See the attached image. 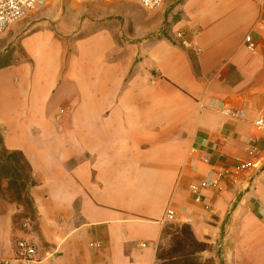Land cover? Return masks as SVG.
I'll use <instances>...</instances> for the list:
<instances>
[{
	"label": "crops",
	"instance_id": "obj_1",
	"mask_svg": "<svg viewBox=\"0 0 264 264\" xmlns=\"http://www.w3.org/2000/svg\"><path fill=\"white\" fill-rule=\"evenodd\" d=\"M87 2L49 0L19 26L22 58L0 68L3 144L24 154L37 181L28 228L0 199V257L156 264L172 206L173 223L213 246L205 257L264 264V138L255 126L264 117V0H165L153 10ZM52 24L74 37H56ZM225 108H245V118ZM246 161L257 165L232 170ZM225 169L197 202L191 186ZM19 239L36 245V262L17 258Z\"/></svg>",
	"mask_w": 264,
	"mask_h": 264
},
{
	"label": "trees",
	"instance_id": "obj_2",
	"mask_svg": "<svg viewBox=\"0 0 264 264\" xmlns=\"http://www.w3.org/2000/svg\"><path fill=\"white\" fill-rule=\"evenodd\" d=\"M1 57V56H0ZM13 61L6 60L0 68L10 65ZM6 183V185H5ZM37 184L32 167L20 151H10L4 147L0 129V199L17 204L21 215H14V225L19 226V218L34 221L37 218L34 200L30 190ZM19 215V218H18ZM170 236L169 246L163 244L166 236ZM209 244L200 241L189 224L174 226L166 224L163 237L157 248L156 264H206L200 257L207 251ZM210 264H217L214 260Z\"/></svg>",
	"mask_w": 264,
	"mask_h": 264
},
{
	"label": "built area",
	"instance_id": "obj_3",
	"mask_svg": "<svg viewBox=\"0 0 264 264\" xmlns=\"http://www.w3.org/2000/svg\"><path fill=\"white\" fill-rule=\"evenodd\" d=\"M49 0H0V38H2L10 27L25 16L29 15L35 10L47 5ZM78 3H84L90 0H75ZM138 2L143 8L153 10L161 7L165 0H134ZM177 39L184 46H191V42L186 38V34L184 31H178L176 33ZM247 47L254 51L257 47L256 42L253 40L252 36L248 35L245 38ZM224 113L230 115L235 118H245L246 109H231L225 108ZM255 126L261 136L264 138V117H259L255 121ZM257 142V138H249V151L253 154H257L259 152L255 143ZM257 164L252 162H239L232 169L235 172H241L247 170L251 167H255ZM229 173L228 169L223 170L220 173H210V175L202 181L199 185H192L191 190L196 195L195 200L197 202L201 201V191L204 188L209 187H218L220 185V181L224 176ZM177 220V212L172 206H168L166 208L163 221L166 224L173 223ZM187 221H191L187 219ZM24 228H28L29 221H25L23 223ZM37 247L34 243H31L27 239H19L17 242V258L27 262L33 263L37 261ZM0 264H8V261L0 257Z\"/></svg>",
	"mask_w": 264,
	"mask_h": 264
},
{
	"label": "rangeland",
	"instance_id": "obj_4",
	"mask_svg": "<svg viewBox=\"0 0 264 264\" xmlns=\"http://www.w3.org/2000/svg\"><path fill=\"white\" fill-rule=\"evenodd\" d=\"M66 1L67 3H70V2H76L75 0H64ZM78 3V2H77ZM85 3H88V2H84V3H79V4H85ZM122 4H127V5H130V6H134L135 3H133V1H121ZM138 3V2H137ZM54 8H57V6H54ZM65 8V7H63ZM59 11L58 13H64L66 12V10H61V6H59ZM35 11H33L32 13H30L29 15L25 16L24 18H21L20 20H18L17 22H15L11 27L10 29L7 31V33L2 37L0 38V46H2V48L0 49V53H1V57H0V64L6 62V60H12V61H15L17 59H20L22 58V50L20 49L19 45H18V39L27 31L26 29H22V28H19V26L21 24H23L24 22H26V20L30 17L31 14L35 13ZM68 12V11H67ZM75 12L77 13H81L80 10H75ZM82 13H87L86 11L85 12H82ZM89 14V13H88ZM92 19H96V16H91ZM52 30L55 31V35L56 37H74V35L71 33V30L70 28H65V27H61L60 26V29H56V27L54 26V24H52ZM68 34V35H66ZM6 185V183H5ZM17 206V204H16ZM18 208V206H17ZM17 214L21 215V208H18V211H17ZM19 215H18V218H19ZM26 221V219H23V218H19V226H22V224ZM29 222H32L30 220H28ZM170 225H174V226H180V225H183V224H188V223H183V224H178V223H169ZM163 244L165 246H169L170 244V236H166L163 240ZM209 244V243H208ZM213 248L212 245L209 244V248L207 251L201 253L200 257L202 258V261L203 262H207L206 264H210L208 261L210 260H214V262H216V260L212 257H205L206 253L208 251H210L211 249ZM158 264V262H157Z\"/></svg>",
	"mask_w": 264,
	"mask_h": 264
}]
</instances>
